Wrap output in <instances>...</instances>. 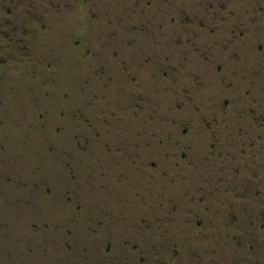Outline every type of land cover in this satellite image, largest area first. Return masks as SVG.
<instances>
[{"label":"flooded vegetation","instance_id":"flooded-vegetation-1","mask_svg":"<svg viewBox=\"0 0 264 264\" xmlns=\"http://www.w3.org/2000/svg\"><path fill=\"white\" fill-rule=\"evenodd\" d=\"M52 35L87 48L86 105L35 113L55 136L75 122L56 146L59 183L36 186L55 213L34 208L20 228L0 207V264H264V0H0L5 117L13 78L51 59L33 48ZM31 172L0 162L7 209L34 207Z\"/></svg>","mask_w":264,"mask_h":264},{"label":"rangeland","instance_id":"rangeland-1","mask_svg":"<svg viewBox=\"0 0 264 264\" xmlns=\"http://www.w3.org/2000/svg\"><path fill=\"white\" fill-rule=\"evenodd\" d=\"M72 27H74V15L63 14L58 29L62 41H67L66 33H68ZM50 39H52L51 42L53 44L48 47L37 46V48L34 47L33 49H35L37 53L40 51H49L48 53L51 59H49V57L46 58L43 60L44 63L40 61V59L28 62L26 69L21 72L19 77H14L12 80L13 95H9L5 98L4 107L8 110V116L5 117V112L0 113V118L5 117V119H2L5 126H0V162L13 172H20L19 174H22L24 178L28 176V172L32 171L31 176L26 182L29 184L32 183L34 188H36V186H39L37 188L42 187L41 183L45 180L51 181L48 183V185L51 186L54 182L59 183L58 179L54 180L55 176L60 171V166L55 160L57 153L56 146L68 145L67 139L72 132L71 125L75 124V122L69 120L64 127L65 133L55 136L50 133V130L54 133L58 126H52L49 128V131L47 130L54 120H45L44 124H47V128H43L38 118H36L35 113L40 108L44 107L50 108L51 110L78 106L85 107L86 100L84 96L88 88V85L82 83L79 79V76H86L85 62L87 60V48L71 44L72 46H67V50L64 47L66 44L60 43L58 37L52 35ZM76 49H78V52L80 51L79 56H77L79 60L75 59L81 62L78 64L72 60L75 57V53L73 54V52H70ZM35 52L34 55L36 56L37 53ZM53 56L56 58L57 63L53 60ZM259 61H261V59L254 56L253 78L256 84L253 96L256 102L261 103L264 102V97L261 93L264 90V79H262L264 78V74H262V66L258 63ZM43 70L48 78L45 83L49 86L47 88L50 90L51 95L46 99L43 98L40 88L42 87L40 85L41 83L44 85V82H40L42 76L45 75H41ZM87 70H89L88 63ZM74 78H77V82L73 81ZM114 86L115 85H110L107 91L112 93L114 91ZM63 93L68 94V99L63 100L61 98V94ZM81 129L85 130V127L80 128V130ZM79 148L80 146H78V149ZM260 172H262V170ZM12 179V182L15 184L23 182L21 179L18 181L15 175H13ZM260 179L263 185V174L256 176L257 181ZM37 188L35 189V193L30 189L28 196L30 203H34V207H25L23 212L19 210L16 211V208L7 209L5 203L7 199L10 201L11 195H8V198H0L2 213L10 224L19 225L20 228H22L23 222L37 218V212H34V208L37 211H42L44 209L46 211L45 214L48 215L55 213L54 206L47 205L46 200H43V198H49V196H46V194L42 192H40V195H42L43 198L37 195L39 190ZM8 189V194H10L12 190L11 186H8ZM14 211L16 212L14 213ZM8 233H11L10 227H8ZM7 246V241L4 243L0 241V250L2 247L5 248Z\"/></svg>","mask_w":264,"mask_h":264}]
</instances>
